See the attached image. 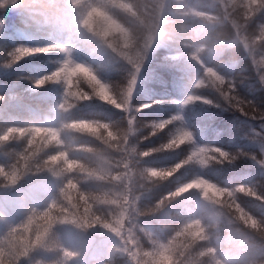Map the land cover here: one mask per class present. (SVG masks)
<instances>
[{"label":"clouds","instance_id":"obj_1","mask_svg":"<svg viewBox=\"0 0 264 264\" xmlns=\"http://www.w3.org/2000/svg\"><path fill=\"white\" fill-rule=\"evenodd\" d=\"M0 8L17 16L31 41L7 51L0 66L55 57L50 70L28 79L31 89L61 88L43 119L0 127V190L51 181L30 185L47 199L0 232V264H77L82 252L64 244L62 227L102 238L90 264H264V123L244 133L255 151L230 152L197 143L183 116L144 119L157 101L135 100L146 62L163 50L187 89L181 103L203 97L186 105L239 112L242 124L264 121V109L238 88L250 68L264 89V0H0ZM92 100L119 110V118L86 110ZM181 126L190 141H177ZM199 147L207 151L194 155ZM157 153L169 155L153 159ZM240 158L260 166V181L232 184L203 172ZM189 166L200 171L189 174ZM45 210L53 216L46 231L23 227ZM37 251L52 259H33Z\"/></svg>","mask_w":264,"mask_h":264},{"label":"trees","instance_id":"obj_2","mask_svg":"<svg viewBox=\"0 0 264 264\" xmlns=\"http://www.w3.org/2000/svg\"><path fill=\"white\" fill-rule=\"evenodd\" d=\"M0 18H3L7 24L6 31L0 34V57L4 56L7 51L20 43H31L27 34L20 30L21 26L19 19L13 12L0 8ZM45 56L44 58L41 56L38 59L25 58L24 61L19 62L11 69H5L3 66H0V94L5 95V99L0 101V127L25 119H43L48 113L49 104L53 105L58 101L61 92L59 85H50V87L48 85L46 88L44 87L35 92L26 94L16 93L20 85H26L29 82V77L50 70L52 65L48 61L50 59L54 60L55 57L49 58ZM164 56L165 53L163 50L156 52L146 62L138 81L135 97L136 103L158 101L153 104L151 109L145 110L144 119L167 118L172 114H176L177 107L165 103V101L169 100L168 98L178 100L185 97L187 94L184 81L181 79L180 70L173 64L166 63L167 61L164 60ZM45 58H47L46 60L48 61H46ZM246 63V61H242L241 66L246 65ZM110 78L113 80L119 79V77L114 74L111 75ZM17 79H21L22 83L18 84ZM238 88L242 95L253 100L260 109H264V89L261 88L256 76L250 68L244 73V78L242 82L239 83ZM43 102L44 104L42 105ZM97 103H99L100 106ZM44 106H46V108ZM83 107L86 110L94 112L102 119H118L120 116L119 110L104 105L97 100H95V102L94 100L84 102ZM180 108L185 122L195 132L197 143L202 145H215L230 152H235L238 148L244 151L256 150L250 145L248 139L245 138L244 133L248 132V124L259 128L260 124L264 123V121L254 120L242 124L241 121H244L245 118L241 116L239 112L213 105L193 103L189 105L182 104ZM156 142L158 141L153 139L144 142L142 146L147 147ZM168 155L169 153H157L154 154L153 159H164ZM3 162H5V158L0 154V163ZM187 171L189 174H192L200 171V169L197 166H189ZM260 171V166L251 162L249 158H240L232 164L227 162L223 165L214 164L203 170L204 174L208 175L210 178L232 184L242 182L245 177H251L255 181H260ZM46 178L47 177H37L35 179H26L21 181L17 187L25 186L28 183ZM23 197V209L29 204H42L47 199V195L40 194L34 201L26 195H23ZM23 209L20 214H15V217L7 223L18 222L23 216ZM7 225H5V228L0 232L4 231ZM62 228L59 229V232L64 244L68 246L62 236ZM49 257L51 258L52 255L44 251H37L33 254V259H43L47 261V259L50 260ZM26 264H28V262ZM116 264H125V262L123 259H117Z\"/></svg>","mask_w":264,"mask_h":264},{"label":"rangeland","instance_id":"obj_3","mask_svg":"<svg viewBox=\"0 0 264 264\" xmlns=\"http://www.w3.org/2000/svg\"><path fill=\"white\" fill-rule=\"evenodd\" d=\"M0 19H3V18H0ZM6 27H7V24H6V21L4 20V26L0 28V34H2L1 31L2 32L6 31ZM27 59H30V58H27ZM166 63L172 64L171 61H167ZM17 82L18 84L22 83L21 79H17ZM36 90H39V89H31L30 82H28L26 85H20V88L16 93L26 94L30 92H35ZM184 98L185 97L178 99V100H175L173 98H168L169 100H166L165 103H168L170 105H175L177 107V113L178 112L181 113V108H180L182 105L181 101ZM196 103L202 104L200 102H196ZM38 183L51 184V181L49 180V178H46V179L37 180L31 183H28L25 186L16 187L15 188L16 190L15 189L10 190L11 192L10 191L5 192L3 190L0 191V231L5 228V225L8 224L7 222L9 220L15 217V214L21 213V210L23 209L22 205L24 203L23 195L28 196L33 201L36 200L39 194L35 192L34 190H32L30 188V185H34ZM62 236L64 238L65 243L68 245V247L81 250L82 256L77 261V264H90V257L99 255L101 252V248H102V238L101 237H95L91 234H81L80 232L74 229L66 228V227L62 228ZM38 252H41V251H38ZM29 263L30 262H28V264Z\"/></svg>","mask_w":264,"mask_h":264},{"label":"snow or ice","instance_id":"obj_4","mask_svg":"<svg viewBox=\"0 0 264 264\" xmlns=\"http://www.w3.org/2000/svg\"><path fill=\"white\" fill-rule=\"evenodd\" d=\"M83 71H86L84 69H82ZM217 79H219V77H217ZM36 83H43L42 81H37ZM69 83H71V81H69ZM107 98V96L105 95V99ZM197 99H200V100H204L206 98H203V97H195V96H189L186 98L185 101H183V105H186L187 103L189 102H192V101H195ZM158 102V101H157ZM174 117L177 118V119H182V114L181 113H176L174 114ZM21 131H23V129H21ZM40 129H36L35 132H36V135H39L40 134ZM7 135V133L5 134ZM53 138H55V136H53ZM177 141L178 142H182V141H190L192 139V136H191V132L189 131L188 128L186 127H178L177 128V137H176ZM207 149L206 148H203V147H199L197 148L195 151H194V155L199 152V153H204L206 152ZM220 155H227V153L225 152H221ZM204 157L203 155H201V160H203ZM261 163H264V162H261ZM69 166H71V162H69ZM9 184H15L16 183V180H17V173L15 171H13L11 174L7 175L6 176ZM193 183H195L197 185V187H199V184L200 182L199 181H193ZM190 187V186H189ZM53 208L57 207V205H55V203L52 205ZM52 219H53V216H52V213L50 210H45L44 212L40 213L39 215H35V216H32L29 218L27 224L23 225V227L25 229H27L28 227H30L33 223H36L38 225H40L45 231L47 230V225H49L51 222H52ZM39 235V234H38ZM67 255L71 256L73 255L72 253H67Z\"/></svg>","mask_w":264,"mask_h":264},{"label":"bare ground","instance_id":"obj_5","mask_svg":"<svg viewBox=\"0 0 264 264\" xmlns=\"http://www.w3.org/2000/svg\"><path fill=\"white\" fill-rule=\"evenodd\" d=\"M1 33H3L2 31H1ZM46 57V56H45ZM43 58H44V56H43ZM42 59V58H41ZM40 59V60H41ZM47 58H45V60H46ZM24 61V60H23ZM46 61H48V60H46ZM45 62V61H44ZM52 65V64H51ZM52 67V66H51ZM49 87H50V85H49ZM46 88V87H45ZM53 88H54V86H53ZM56 88V87H55ZM51 89V88H50ZM49 90V89H48ZM54 90H56V89H54ZM58 90H59V87H58ZM42 92V91H41ZM49 100V99H48ZM51 101V100H50ZM52 102V101H51ZM50 102V103H51ZM94 102H95V100H94ZM47 103H49V102H47ZM44 104V102L42 103V105ZM94 104H96V103H94ZM97 104H99V103H97ZM50 105L52 106V104H49V107H50ZM48 106V105H47ZM99 106H100V104H99ZM102 106V105H101ZM45 108H46V106H44ZM112 107V106H111ZM111 107H110V109H111ZM38 108V107H37ZM100 108V107H99ZM106 108H109V107H106ZM113 108V107H112ZM41 109V108H40ZM43 110H44V108H43ZM45 112H47V111H45ZM43 113V112H42ZM244 159V158H243ZM251 161V160H250ZM16 190V189H15ZM11 192V191H10ZM2 210V209H1ZM24 210V209H23ZM7 214V213H6ZM19 217V216H18ZM17 217V218H18ZM18 221V220H17ZM51 255V254H50ZM48 256V255H47ZM43 258V257H42ZM45 258V257H44ZM50 258V257H49ZM52 258V257H51ZM50 258V259H51ZM47 260H49V259H47ZM27 263V262H26ZM30 264V263H29Z\"/></svg>","mask_w":264,"mask_h":264}]
</instances>
